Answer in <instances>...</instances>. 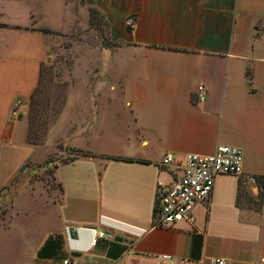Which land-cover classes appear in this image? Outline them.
<instances>
[{
    "label": "crops",
    "instance_id": "0c3cea01",
    "mask_svg": "<svg viewBox=\"0 0 264 264\" xmlns=\"http://www.w3.org/2000/svg\"><path fill=\"white\" fill-rule=\"evenodd\" d=\"M92 8L107 27L99 70L74 69L44 141L30 142L54 35L90 25ZM59 142L87 153L55 166L50 192L20 184L0 224V264H264V200L238 204L244 175H218L192 221L153 225L158 187L181 173L162 163L169 152L235 145L243 174H264V0H0V188ZM25 190L30 209L17 206Z\"/></svg>",
    "mask_w": 264,
    "mask_h": 264
},
{
    "label": "rangeland",
    "instance_id": "374dc122",
    "mask_svg": "<svg viewBox=\"0 0 264 264\" xmlns=\"http://www.w3.org/2000/svg\"><path fill=\"white\" fill-rule=\"evenodd\" d=\"M106 29L102 14L92 9L90 25H79L72 32L54 35L51 59L44 66L40 84L29 104L27 115L29 140L38 143L44 141L50 125L56 119L66 99L68 85L74 80L75 68L78 77H83L86 69H92L97 74L99 70L97 48L101 43H108ZM92 78L94 79L95 76L92 75ZM77 155L75 149L59 142L44 161H27L14 182L6 188H0V224L4 223V213L10 208L22 182L28 180L36 191L43 186V189L50 192L52 187L57 185L53 176L55 166ZM34 157L41 159L42 154H35ZM245 186L250 185L244 184V190H247ZM240 203L247 207L251 204L245 191L242 192ZM17 206L29 209L33 206L26 190L17 198Z\"/></svg>",
    "mask_w": 264,
    "mask_h": 264
},
{
    "label": "built area",
    "instance_id": "2783aa9c",
    "mask_svg": "<svg viewBox=\"0 0 264 264\" xmlns=\"http://www.w3.org/2000/svg\"><path fill=\"white\" fill-rule=\"evenodd\" d=\"M128 26L134 23L129 16L126 19ZM203 98V96H201ZM16 115L17 111L14 110ZM162 163L165 165L178 164L181 167L180 175L169 185L159 186L156 192L154 209V226H168L182 220L194 219L193 209L211 196L215 179L218 175H244L247 183H255L250 174H243V150L235 145L219 144L209 154L189 152L182 158L174 153L165 154ZM99 236L112 238L109 233L100 231ZM163 258H169L165 254ZM216 264H229L225 258H216ZM64 264H73L70 258L64 259Z\"/></svg>",
    "mask_w": 264,
    "mask_h": 264
},
{
    "label": "trees",
    "instance_id": "16d2710c",
    "mask_svg": "<svg viewBox=\"0 0 264 264\" xmlns=\"http://www.w3.org/2000/svg\"><path fill=\"white\" fill-rule=\"evenodd\" d=\"M92 9H95V8H92ZM27 138H28V136H27ZM28 141L33 142V141L29 140V139H28ZM33 143H38V142H33ZM75 151H76L77 154H86L87 153V151H83V150H75ZM111 157L112 158L129 160V161L135 160V158H132V157H123V156H111ZM72 159H74V158H72ZM63 162H68V161H63ZM253 176L255 178V183H256V185L258 186V189H259L258 195L256 197H253L250 194H248L247 190H244V184H246V181H245V178L243 176H241V178L239 180L240 195H241V193L243 191H245L248 200L251 201V204L248 205V206L249 207H253L256 210H260L261 207H262L263 200H264V174H255ZM4 188H6V187H4ZM238 204L241 205L240 200H238Z\"/></svg>",
    "mask_w": 264,
    "mask_h": 264
}]
</instances>
